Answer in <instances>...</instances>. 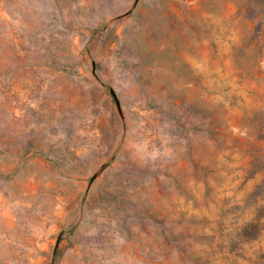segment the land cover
Wrapping results in <instances>:
<instances>
[{"label": "rangeland", "instance_id": "374dc122", "mask_svg": "<svg viewBox=\"0 0 264 264\" xmlns=\"http://www.w3.org/2000/svg\"><path fill=\"white\" fill-rule=\"evenodd\" d=\"M0 264H264V0H0Z\"/></svg>", "mask_w": 264, "mask_h": 264}]
</instances>
